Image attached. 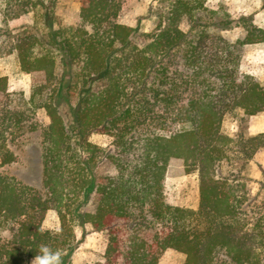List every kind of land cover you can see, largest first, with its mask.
<instances>
[{
    "label": "trees",
    "instance_id": "trees-1",
    "mask_svg": "<svg viewBox=\"0 0 264 264\" xmlns=\"http://www.w3.org/2000/svg\"><path fill=\"white\" fill-rule=\"evenodd\" d=\"M27 1L47 31L19 36L14 50L22 71L43 74L30 101L49 121L42 187L0 171V264H31L42 245L60 251L61 236L86 223L108 232L104 261L90 264H159L169 248L184 264H217L221 252L232 264H264V175L255 195L241 179L264 132L221 129L227 113L264 111V85L240 69V48L264 42V26L244 15V35L231 42L210 30L231 20L209 10L207 23L203 0H160L154 30L139 40L118 20L123 0H82L75 24L56 16V0ZM6 92L0 76V167L15 161L8 143L21 125ZM93 132L109 134L114 150L92 143ZM172 158L198 172L196 209L165 200ZM50 209L60 231L41 232Z\"/></svg>",
    "mask_w": 264,
    "mask_h": 264
},
{
    "label": "rangeland",
    "instance_id": "rangeland-1",
    "mask_svg": "<svg viewBox=\"0 0 264 264\" xmlns=\"http://www.w3.org/2000/svg\"><path fill=\"white\" fill-rule=\"evenodd\" d=\"M160 0H123L118 16L119 22L136 28L139 40L142 33L151 32L156 25L155 9ZM208 9L204 12L207 23L213 22L209 10L215 12L214 17L231 20L228 27H211V31L235 42L244 35L241 17L251 16L258 26H264V9L262 0H203ZM27 0H0V76L7 78V92L2 101L20 113L21 125L11 136L9 147L15 153L16 159L10 164L0 167V171L14 176L24 184L37 189L42 187L43 170V129L49 121L45 111L30 101L34 88L44 80L40 72H24L19 66L14 50V43L19 36L26 34L45 33V27L37 9ZM82 0H56L55 13L58 18L68 24L79 20ZM226 14V15H225ZM57 26V25H55ZM180 27L187 31L189 21L184 17ZM240 69L254 76L264 85V42L244 45L240 48ZM59 75L62 68L59 67ZM60 112L67 123L71 122V113L66 102L59 104ZM222 131L230 136L237 134L254 135L264 132V111L255 115H246L237 110L227 113L221 124ZM90 141L109 151L114 150L112 137L102 132H93ZM264 175V148L256 152L242 173L247 187L252 195L260 189V181ZM165 200L173 205L196 209L199 205V175L198 172L187 173L183 161L172 158L164 181ZM43 228L60 231L61 224L55 210L47 211ZM108 241L107 231H96L89 223L76 225L73 233L64 234L60 240V251L68 254L67 260L72 264H90L104 261V253ZM185 253L166 249L160 256L159 264H184ZM217 264H232L222 252Z\"/></svg>",
    "mask_w": 264,
    "mask_h": 264
},
{
    "label": "clouds",
    "instance_id": "clouds-1",
    "mask_svg": "<svg viewBox=\"0 0 264 264\" xmlns=\"http://www.w3.org/2000/svg\"><path fill=\"white\" fill-rule=\"evenodd\" d=\"M39 231L44 232L41 227ZM31 264H63L62 253L59 250H53L47 245L39 247L37 255L32 259Z\"/></svg>",
    "mask_w": 264,
    "mask_h": 264
}]
</instances>
